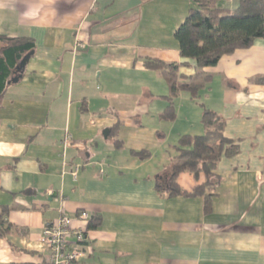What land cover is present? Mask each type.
<instances>
[{
	"label": "crops",
	"instance_id": "obj_1",
	"mask_svg": "<svg viewBox=\"0 0 264 264\" xmlns=\"http://www.w3.org/2000/svg\"><path fill=\"white\" fill-rule=\"evenodd\" d=\"M192 2L0 0V36L36 46L0 98V212L12 225L0 264H50L39 239L62 214L91 244L75 264H264V38L207 67L200 97L181 91L173 118L165 76L145 65L184 61L175 30ZM205 108L240 149L218 160L208 210L205 195L157 188L179 138L205 132ZM206 181L203 172L177 177L186 191ZM82 210L87 222L76 218Z\"/></svg>",
	"mask_w": 264,
	"mask_h": 264
},
{
	"label": "trees",
	"instance_id": "obj_2",
	"mask_svg": "<svg viewBox=\"0 0 264 264\" xmlns=\"http://www.w3.org/2000/svg\"><path fill=\"white\" fill-rule=\"evenodd\" d=\"M219 0H193L184 21L175 30L179 42L182 62H166L147 58L145 65L149 69L161 72L169 85L166 97L168 105L164 115L175 116V98L181 91L188 92L193 98L200 97L201 89L207 84L211 75L205 70L215 66L220 59L240 48H248L259 39L264 38V0H240L236 9L229 10L219 5ZM0 98L11 77L16 74L22 58L35 49L31 37L0 36ZM194 67L191 75L180 73V68ZM182 79V80H181ZM205 126L203 134H184L175 145L177 151L167 171V176L157 182L159 191L170 195L197 196L205 195L206 188H214L218 181L217 162L223 153L235 155L239 152L237 140L224 134L225 120L217 112L205 108L202 115ZM141 157L149 152L137 151ZM191 172L196 177L205 173L206 183L186 191L177 182L182 172ZM210 195H205V209L210 207ZM8 210L0 212V236L11 229L7 219ZM94 226V225H91Z\"/></svg>",
	"mask_w": 264,
	"mask_h": 264
},
{
	"label": "built area",
	"instance_id": "obj_3",
	"mask_svg": "<svg viewBox=\"0 0 264 264\" xmlns=\"http://www.w3.org/2000/svg\"><path fill=\"white\" fill-rule=\"evenodd\" d=\"M70 138V134L67 133L63 139L64 156ZM80 167L81 164H76L72 170V175L75 179L78 176ZM48 194L53 195V191L49 190ZM76 218L87 222L90 218V213L82 210ZM39 243L50 264H75L86 257L89 249H91L86 228L74 226V218L66 214H62L58 220L46 225Z\"/></svg>",
	"mask_w": 264,
	"mask_h": 264
},
{
	"label": "water",
	"instance_id": "obj_4",
	"mask_svg": "<svg viewBox=\"0 0 264 264\" xmlns=\"http://www.w3.org/2000/svg\"><path fill=\"white\" fill-rule=\"evenodd\" d=\"M221 6V4H219ZM34 54V51H31L29 53H27L22 60L20 61L19 65L17 66V70H21L23 71V69L25 68L28 60L30 59V57ZM22 76V74L19 77H13L9 82H18L19 78ZM109 134V129H107L106 131H104V135L107 137Z\"/></svg>",
	"mask_w": 264,
	"mask_h": 264
},
{
	"label": "rangeland",
	"instance_id": "obj_5",
	"mask_svg": "<svg viewBox=\"0 0 264 264\" xmlns=\"http://www.w3.org/2000/svg\"><path fill=\"white\" fill-rule=\"evenodd\" d=\"M200 102L204 103L203 100H201ZM175 105V104H174Z\"/></svg>",
	"mask_w": 264,
	"mask_h": 264
}]
</instances>
